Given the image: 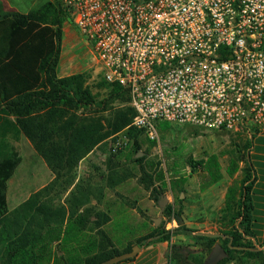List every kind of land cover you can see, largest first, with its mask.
I'll use <instances>...</instances> for the list:
<instances>
[{"label":"trees","instance_id":"1","mask_svg":"<svg viewBox=\"0 0 264 264\" xmlns=\"http://www.w3.org/2000/svg\"><path fill=\"white\" fill-rule=\"evenodd\" d=\"M66 20H69L66 12L53 0H45L27 13L5 12L0 2V264H98L131 251L133 246L142 248L169 242L186 229L181 212H175L170 205L163 209V215L177 223L174 229L139 222L127 206L118 202H108L103 211L95 212L97 222L92 224V208L87 206L89 192L80 193L75 185L65 202L53 204L48 196L52 182L8 211L7 182L21 163L18 143L22 135L54 174V180L63 176V170L71 174L80 160L112 135L121 133L127 138L116 154L118 160L133 151L136 154L140 136H145L143 130L131 126L134 111L129 105L115 112L105 126L94 115L78 116L80 109L87 111L101 103L96 102L84 73L57 76ZM99 87L107 91L106 102L129 103V95L122 87L102 79ZM159 127L163 132L170 126L163 123ZM246 142L248 145L250 140ZM135 161L141 163L143 157ZM156 166L154 162L148 164L157 189L169 187L173 193L186 183V177L175 168L154 171ZM190 166L191 172L201 169L200 192L222 178L215 155ZM240 170L239 187L227 189L222 209L227 228L220 234L227 242L222 246L227 257L215 264L233 261L234 255L241 253L256 261L264 260V252L244 238L252 235L249 230L252 206L248 198L252 169L246 162ZM238 171L233 160L225 168L230 178ZM108 181L109 188L123 183V179L112 175ZM196 239L209 248L217 241L205 236Z\"/></svg>","mask_w":264,"mask_h":264},{"label":"built area","instance_id":"2","mask_svg":"<svg viewBox=\"0 0 264 264\" xmlns=\"http://www.w3.org/2000/svg\"><path fill=\"white\" fill-rule=\"evenodd\" d=\"M53 1L148 140L163 123L264 134V0Z\"/></svg>","mask_w":264,"mask_h":264},{"label":"rangeland","instance_id":"3","mask_svg":"<svg viewBox=\"0 0 264 264\" xmlns=\"http://www.w3.org/2000/svg\"><path fill=\"white\" fill-rule=\"evenodd\" d=\"M7 1L8 6L5 2L4 5L2 4L5 12L27 13L45 0ZM62 32L57 76L65 77L78 73H84L87 76V85L93 92L96 102L101 104L87 111L80 109L77 114L80 117L85 114L94 115L105 126L115 112L127 107L128 104L116 101L106 102L107 91L99 87L101 79L92 65L91 56L69 20H66ZM121 137L122 134L117 133L107 138L80 160L71 174L63 170L61 171L63 176L55 180L54 174L35 152L31 143L26 138H22L18 144L21 163L7 182L8 211L17 208L30 194L51 182L52 187L48 196L53 204L65 202L75 185L78 191L81 190L80 193L89 192L87 206L92 208L90 217L92 224L97 222L94 213H100L104 203L108 200H120L123 205L133 211L139 220H145L154 226L162 224L165 229H174L177 223L172 217L163 215V209L170 205L175 212H181L186 229L173 236L169 242L153 243L149 246L158 244L164 250V260L161 264H176L178 261L181 264H195L194 261L205 264L216 244L223 246L227 243L220 234L227 228V219L222 211L224 203L207 206L208 201H202V194L198 189V176L201 169L198 167L191 172L190 163L204 161L209 156L215 155L221 171L225 174V168L233 160L238 165L239 171L231 178L225 174L217 184H220L223 190L228 184L236 188L242 178L240 169L247 162L250 142L247 145L244 137L229 132L200 130L190 126H170L166 131L159 130V139L154 141L153 145L142 134L141 144L136 154L133 151L126 158L118 160L116 154L124 144ZM139 157H143L141 163L135 161ZM151 162L157 164L154 171L175 168L178 173L186 177V183L173 193L169 187L162 190L157 189L156 183L153 182L154 172L148 169V164ZM110 175L123 179V183L115 188H109L108 177ZM166 178L168 180L167 175ZM122 187H124L125 194L120 189ZM130 188H133V191L128 193L127 190ZM164 202V208H161L160 203ZM198 206L201 211L200 216ZM204 234L215 235L210 238H217L211 248L197 241L198 236L208 237ZM234 258L233 261L236 260L235 263L240 264V256L235 254ZM219 264H231V261Z\"/></svg>","mask_w":264,"mask_h":264},{"label":"crops","instance_id":"4","mask_svg":"<svg viewBox=\"0 0 264 264\" xmlns=\"http://www.w3.org/2000/svg\"><path fill=\"white\" fill-rule=\"evenodd\" d=\"M0 2L1 4L5 2L7 6L9 5L7 0L6 1L0 0ZM22 138H25V137L22 135L19 142H21ZM247 163L252 169V172H251L252 178H251V183L249 185L250 190L248 194V198L252 206V210L250 214L251 220H250V225H249V230L252 235L246 236L244 238H245V241L249 243L250 245H252L256 250L264 252V134L257 135L253 138V140L250 141V146L248 148ZM221 174H222V177H224L226 172L225 174H223V171H221ZM217 183L213 184L212 186H210L209 188L201 192L202 201H208L207 206H217V203H224L227 189L232 187L230 186V184H228L227 187L223 190L220 184H217ZM238 187L239 185L235 189H238ZM120 189L124 192V194L126 193L123 190L124 187ZM131 191H133V188H130L129 190H127L128 193H130ZM16 196H18V194ZM8 197H9V194H8V183H7V189H6L7 204H8ZM204 197H207V198H204ZM236 199H238V195H236ZM108 202L122 203L120 200L119 201L108 200ZM108 202L102 205V211H103L104 206H106ZM199 206H198V213L200 216L201 211H200ZM129 210L133 213L131 209ZM134 216L137 219V221L146 222L147 224L154 226L153 224L145 220H139L136 217V215ZM237 222L238 220H236L235 225ZM81 247H82V244H81ZM163 254H164V250L160 248L158 244H156L155 246L153 245L146 246V247L140 248L137 255L134 256L132 260L123 262L120 264H161L164 260ZM238 255L241 258L240 264H254L255 262L256 264H264V260H262V262L256 261V260H253V259H250L244 256V254L242 253ZM235 262L236 260L231 261V264H234Z\"/></svg>","mask_w":264,"mask_h":264},{"label":"water","instance_id":"5","mask_svg":"<svg viewBox=\"0 0 264 264\" xmlns=\"http://www.w3.org/2000/svg\"><path fill=\"white\" fill-rule=\"evenodd\" d=\"M140 155V154H138ZM165 202L164 203H160L161 208H164ZM207 235L209 237H215V235H208V234H204ZM140 250V248L138 246H133L131 251L126 252V253H122L120 255L117 256H113L112 258H109L105 261H102L98 264H117L123 260L126 259H130L133 258L134 256L137 255L138 251ZM227 256L226 251L224 250V248L219 245L216 244L212 250V254L210 255V257L207 259V261L205 262V264H215L217 263L221 258H224Z\"/></svg>","mask_w":264,"mask_h":264}]
</instances>
